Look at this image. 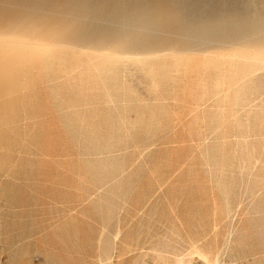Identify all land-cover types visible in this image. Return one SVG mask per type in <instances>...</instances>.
<instances>
[{
    "label": "rangeland",
    "instance_id": "374dc122",
    "mask_svg": "<svg viewBox=\"0 0 264 264\" xmlns=\"http://www.w3.org/2000/svg\"><path fill=\"white\" fill-rule=\"evenodd\" d=\"M248 1L200 32L104 0H0V264H264Z\"/></svg>",
    "mask_w": 264,
    "mask_h": 264
},
{
    "label": "bare ground",
    "instance_id": "6f19581e",
    "mask_svg": "<svg viewBox=\"0 0 264 264\" xmlns=\"http://www.w3.org/2000/svg\"><path fill=\"white\" fill-rule=\"evenodd\" d=\"M229 1L231 0H104V4L132 7L136 18L142 22L184 23L187 29L199 31L198 26L204 22L219 25L221 20L237 21L249 13L251 4L248 0H232L238 4L232 9H229ZM227 9L230 12L226 17L213 14Z\"/></svg>",
    "mask_w": 264,
    "mask_h": 264
}]
</instances>
